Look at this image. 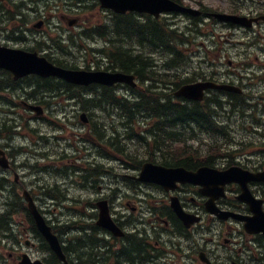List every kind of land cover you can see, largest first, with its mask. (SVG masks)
<instances>
[{
    "label": "flooded vegetation",
    "instance_id": "flooded-vegetation-1",
    "mask_svg": "<svg viewBox=\"0 0 264 264\" xmlns=\"http://www.w3.org/2000/svg\"><path fill=\"white\" fill-rule=\"evenodd\" d=\"M39 1L0 0V50L33 52L49 61L54 58L57 50L59 51L54 40L56 28L54 0H46L41 11H39ZM177 1L186 6L196 7L200 11L196 16L189 14L179 16L180 20L188 17V20L192 21L195 18L198 21L199 27L194 29L197 31L182 30V32L185 36L192 33L201 39L200 51L192 49L198 56L195 54L190 57L189 66L193 71L191 78L186 82L209 80L233 84L237 87L236 90L206 89L202 100L204 105L208 104L214 110V101H220L228 107L239 106L238 103L243 101L247 107L250 106L251 109L248 110L253 111L259 118L258 115L264 114V0H210L211 3L205 0ZM66 3L64 2V5L71 4L69 0ZM68 10L71 12L58 14L60 19L58 27L63 29L78 27L82 35L92 37L94 40L97 36L101 37L100 33L103 30L112 35L116 48L126 40L130 53H133L135 48V19L143 22L146 28L150 20L147 14L113 12L104 15L105 17L100 14L95 21H92L86 14L87 12L92 14L91 11L85 12L83 8L71 7H68ZM83 11L82 17L79 13ZM216 12L243 16L250 24L247 26L221 21L214 15ZM173 15L174 13H168L160 17L168 18ZM74 19L77 22L71 26ZM121 22L125 23L120 25ZM121 35H123L122 39ZM193 42L196 41L188 37L186 47ZM89 46L91 47L90 44ZM237 46L240 49H236ZM137 47L139 48V45ZM89 53L95 56V53ZM60 58H62L61 54ZM90 59L93 60L92 56ZM102 62L103 60L99 61V65ZM116 62L118 59L113 57L111 65H115ZM103 63L107 64V61ZM28 84L32 85V89L26 92L24 85ZM54 86L52 77L29 73L15 78L12 71L0 66V158L1 163L5 165H0L2 203L0 214L3 217V228L11 231L9 234L4 231L5 239H3L9 241L11 245L19 246L16 260L24 252L23 250L27 251L32 259L38 258L30 252V249L35 247L33 237L30 239L29 234L25 233L22 241V236L13 233L17 225V214L23 211L28 215L26 217L29 221L26 222L30 225L32 233L38 237L35 224L23 199L24 190L29 192L35 202L36 200L41 202L42 198L34 192L35 185L42 189V195L55 192V189H50L47 178L39 177L40 170L37 169L39 165L46 166V163L54 162L53 158L50 159V150H47V144L37 145L31 141L32 145L25 147L24 157L21 154L22 143L19 142V138L22 139L19 119L23 113L29 120L40 119L42 122L47 119L48 115L45 111L51 104L50 96H52L49 91ZM64 86L67 92L70 85L65 83ZM83 96L85 93H82ZM177 98L178 101L179 99L186 101L185 98ZM236 101L238 103L234 104ZM193 102L196 101L188 103ZM31 105L37 106L35 107L37 109L32 108ZM246 112L247 109L243 111ZM204 113L207 114L208 111ZM260 125H264V121H259L257 127ZM244 128L249 130L248 126ZM254 129L257 138L255 147L261 157L256 159L259 161L256 167L248 169L264 170V127ZM32 130L36 128L33 127ZM214 162L215 159L209 155L205 161H186L183 166L190 170H196L202 165L217 169H225L229 166ZM27 174H31L33 178L29 179ZM25 179L32 184L26 186ZM120 186L116 181L114 186L112 185L110 194L99 187V192H102L99 199L96 197L97 199L92 200L91 204L83 207L92 214L83 219L84 221L77 220L73 212L76 208L75 203L81 202V199L73 197L72 193L69 196L66 192L67 201L63 202V208L68 212L69 217L61 219L60 222L47 219L63 243L65 262L60 261L52 252L48 257H40V259L45 264H264V234L261 231L250 233L246 230L245 222L241 217H249L252 212L249 203L240 198L241 189L237 183L225 184L221 194L217 193L215 185H209L211 195L215 196L213 208L217 212L206 209L207 196L200 192V187L197 185L178 184L174 191H165L158 186L161 188L159 200H150L145 207L142 204L144 199L139 196L133 199L125 191L123 195L127 194V196L122 197ZM249 189L255 198L262 200L261 205L264 210V181L249 184ZM170 195H175L182 208L192 213V217H197V220L183 222L169 205ZM98 200L107 202L110 215L122 232L120 236L97 224L100 207ZM158 202L163 203L159 205ZM38 208L45 215V210L40 206ZM221 211L224 212L222 217L219 216ZM18 221L21 223L24 219ZM60 226H63V230L73 232L74 235L68 237L63 235L57 230ZM8 256L11 257L12 254L9 253Z\"/></svg>",
    "mask_w": 264,
    "mask_h": 264
},
{
    "label": "rangeland",
    "instance_id": "rangeland-1",
    "mask_svg": "<svg viewBox=\"0 0 264 264\" xmlns=\"http://www.w3.org/2000/svg\"><path fill=\"white\" fill-rule=\"evenodd\" d=\"M60 1H58L57 4L55 3V9L53 8V10H55V24L60 23L58 16L59 13L71 12L68 10V5H61ZM86 1L92 2V0ZM45 2L46 0H40L38 2L40 6L39 11L42 10ZM206 2L211 3L210 0H206ZM92 12V14H89L88 12L86 14L88 15L89 19L95 21L101 13L97 10ZM80 14L82 17L84 16V12L79 13V15ZM178 24L182 27L184 26L183 22H179ZM67 31H69L67 28H65L64 30L58 29V32L61 33L63 37H66ZM76 31H80V28L77 27L75 29H72L71 32ZM90 41L93 43H90ZM199 41L200 40L189 44L188 47H186V42H182L181 46H178V44L176 45V47L180 49L181 53L184 54L189 61L192 55H197V53L193 52L192 49H198V51H200L201 47L199 48ZM86 42H89L91 47L95 48L102 44V42L98 40H86ZM85 49L88 50L87 48ZM236 49H240V47L237 46ZM65 53L66 54L61 55V57L64 59V62H67L72 66L83 67L84 65L88 64L94 67V60L96 59H90L91 54L88 52V54L86 55L85 51L82 48H78L76 45H71V47L68 48ZM57 58H60L58 50L54 56V59ZM182 70L185 72L187 71V73L191 74L193 68L190 67L188 63V65L185 68H182ZM62 87L63 86H57L55 87V89L50 90V95H52L53 92L56 93ZM96 90L99 93L101 91L100 89ZM130 90L126 89L123 91V93H125L126 95L132 94L133 91L131 92ZM142 93H144V91H142ZM50 97L51 104L46 107V113L48 115L47 119L42 120V122H40V119L29 120L26 114H22L23 116L19 119V125L21 128L20 137L22 139L20 140L19 138V142L28 145H32L31 141H34L37 145L47 144V150H50V159L53 158L54 162L46 163V166L39 165L37 167V169L40 170L39 177L47 178V180L49 181L48 183H50L51 186L56 187L54 188L55 196H60L61 193L66 194L67 192L69 196L70 193H75L73 197H78V200L81 199V202L77 201L75 203L76 208L73 210L74 216L77 220L84 221L83 219L89 217L90 213H88V210L83 207L88 206L89 204H91L92 200H96L99 196H101L102 192H99V187L101 190H106V192L110 194V186H114L115 180L114 178H112V176L115 173L120 174L122 177H124V181H122V179L120 178V181H122V186H120L122 189V191L120 192L122 197L127 196V194L123 195L125 191L128 192V194L133 197V199L135 198V196H139L140 198L144 199L142 202L144 207L150 203V200H159V195L161 194L159 189L149 184L140 185L138 183H134V180L131 178V176L136 175L138 171L136 170L137 161L146 159L149 155L153 156L154 152L151 149L153 143L146 142V144L144 145L139 143L136 137H127L129 132L131 134H133L134 131L139 133V125H133L134 128L124 127V125L127 126V124L122 125L124 121L128 123L130 122L124 110L121 111L119 118L117 108L114 109L111 115L103 113L102 110L98 107H91L90 100H83L84 98L90 99V97L86 95L83 96L82 99V102L85 105L84 107L82 102H77L74 99L67 101V99L64 100L63 98H60L59 95ZM242 103L244 105V109H247L246 113H242L241 111H239L230 113L227 119H225V117L218 118V120L224 119L229 125L227 129L228 135L226 137L211 136L206 133H199V139L189 140L187 143L192 144L193 146H198L200 148H205L209 143L217 144L222 147L223 151L228 148L233 151L230 154H227V157L218 158L217 163H225L228 160V155H230L236 161L238 159L241 160L240 163L249 168H253L254 166H256L259 162L256 159L260 158L261 156L258 154V151L255 147L257 143L256 133L250 130L254 129L255 127L256 129H261L262 127H264V125H260L257 127L259 121H264V114L258 115L259 118H257L253 111L248 110V108H251L247 107L245 102L242 101ZM71 108H73L74 111ZM75 108L79 111H86L90 118L88 124H82L80 122L78 114L75 112ZM139 116L144 119V110L134 114V118L137 121L139 120V124H142L143 120H141ZM245 126H248L250 130H247L246 132V130L244 129ZM31 127H34V129L36 128V130L33 131ZM95 127H97V131H99L101 134L98 135L96 132H94L93 128ZM111 134L116 135L118 137V140L119 137H121L123 140L117 142L114 139L113 141H110L106 137ZM247 141H249V143ZM243 142H246V144H242ZM252 144L255 145L252 146ZM105 147L112 148L113 152L116 153V157L124 160V162L121 164L118 159L115 160L116 158H114V160L108 159L109 157L106 155L109 151ZM82 153L85 155L83 156ZM244 155L247 156L245 157ZM78 156H83V158H78ZM96 164L98 165V171H104L102 172V180L95 182L91 181V183L90 180H84L83 174L86 171V173H88L87 169H89V167H94ZM105 171H108L109 174H104ZM27 175L30 177L29 179L33 178L30 176L31 174ZM25 181L24 183L26 184V186L32 184L27 179H25ZM129 186H131V188H128ZM33 190L36 194L42 197L40 199L41 202L37 200L36 202L38 206L42 207L45 210V216L50 219V221L60 222V219L69 217L68 212L65 211L61 205H57L55 203V200L58 201L60 199L53 200L52 198H48V196H43L42 189L40 187L38 188L37 185H35ZM158 203L159 205H161L163 202ZM1 204L2 203L0 196V211L2 209ZM21 218L24 219V222L21 221L20 223V221L18 220H20ZM26 221L28 222L26 214L23 211L17 214V225L14 227L13 233L17 234L18 236H22V241L24 239L25 233H28V237L30 239L33 237L32 240L35 243V247H32L30 249V252L38 257H48L49 252H47L46 249L42 246L40 247L39 238L32 233L33 231L30 229V225ZM57 230H59L63 235H67V237L71 234L74 235L73 232L63 230L61 226L58 227ZM3 237L4 235H0V264L3 263V260H5L3 264H16V257L18 255L16 253L19 246L16 244L11 245V243H9V241L7 240H4L5 238L3 239ZM37 244L39 246H37ZM21 245L23 246V243H21ZM14 248H16V250ZM9 253L12 254L11 257L8 256Z\"/></svg>",
    "mask_w": 264,
    "mask_h": 264
},
{
    "label": "water",
    "instance_id": "water-1",
    "mask_svg": "<svg viewBox=\"0 0 264 264\" xmlns=\"http://www.w3.org/2000/svg\"><path fill=\"white\" fill-rule=\"evenodd\" d=\"M102 7L110 8L116 12L124 13L127 10H135L140 12H148L155 16H158L162 11H188L194 12L191 9H186L179 6L171 0H99ZM221 19H227L234 22L245 23L243 18L237 16H228L223 14L217 15ZM0 66L11 70L14 73V77L25 75L27 73H37L43 77L48 75H54L65 79L68 82L75 84L87 85L92 82L101 84H113L114 82H125L130 85H134L133 75L124 74L121 72H104V71H85V70H71L62 67H58L48 62L43 57H38L35 53L25 52L21 50H0ZM212 86L210 83H204L203 85H184L179 88L175 95H182L187 98L199 99L201 98V90L205 87ZM82 120H85L84 114L81 115ZM1 163V161H0ZM3 164V163H1ZM139 180L149 181L161 184L166 189L174 187L175 181L191 182L194 184H201L204 187L202 192L209 194L208 184L213 183L215 185H224L229 181H236L241 185L243 190L240 198L248 202L251 210L254 212L252 217H244L246 220V227L251 230L264 232V212L261 209V200H256L250 194L247 183L249 181L264 180L263 172L252 173L246 170H242L239 167H230L224 171H218L206 166L200 167L195 172L185 170L183 167H165L162 165H156L151 162H146L142 165L141 171L138 177ZM29 201V209L32 213L36 226L40 233L49 243L50 248L56 253V255L64 259L61 246L58 242L56 235L51 232V228L46 224L44 218L37 210L34 203L29 197H26ZM214 198V197H213ZM213 199L207 202L210 210V203ZM101 206L98 224L105 226L114 232H118V228L112 222L109 217L106 203L102 201L99 203ZM171 205L177 212V214L186 222L190 220V215L184 213L177 200L172 199ZM18 264H42L40 260L30 261L28 255L23 254Z\"/></svg>",
    "mask_w": 264,
    "mask_h": 264
},
{
    "label": "trees",
    "instance_id": "trees-1",
    "mask_svg": "<svg viewBox=\"0 0 264 264\" xmlns=\"http://www.w3.org/2000/svg\"><path fill=\"white\" fill-rule=\"evenodd\" d=\"M134 22V37L138 44L145 45L146 43H148L154 49L161 48L163 46L166 50L170 51L175 39L177 38L175 35V30L168 29L165 25V22H159L156 20H150L147 28L145 24L143 25L136 19ZM123 23L125 22H122V24ZM101 34L105 38L109 39V37L105 36V32L101 31ZM140 53L141 52H136L132 56V63V57L128 48H125L121 45L116 48V46L112 43L108 52V54H110L109 56L111 60L113 59V57L118 59V62H116L115 65H117L120 70H123L125 72H134L140 79H148L151 82L159 80L160 83L172 85H175L177 83V78L174 74H158L152 70L147 71V65L151 64V61H148L146 57H144V55ZM171 55H173L174 57L176 56L174 53H172ZM174 62L175 59L172 58L168 62V67H172L175 64ZM152 88H155L153 87V84L151 85L150 89L146 90V94H141L140 97H138V100L134 102H130L129 100H126L124 98H118V107L124 111L126 110L127 113H132V115L134 114V111L145 110L150 113L149 115H151V117L157 119V122L152 128L151 133L152 136H154V141H156V135L162 140L160 142L162 143V146L160 145L157 148H159L160 150H165L167 151V153L171 154V158L166 156L170 160V163L184 164L191 158L198 159L199 154L193 151L190 147L188 148V146L180 149L170 146L173 144V142L180 141V139L178 138V132L175 131L177 127H179L180 125L184 126L185 124L192 121H206L205 118L203 121H201L203 119L202 117L197 118L193 114L194 111L198 108L197 105L191 107L187 105L179 106L175 102H172L170 98H167L165 101H161L160 95L162 94V92L160 90ZM107 98L108 102L112 100L110 96H105V92H103L102 98H97L99 100H96L99 103H103L105 102V100H107ZM93 99H95V97ZM197 114L204 117V115L201 113ZM155 132H157L156 135ZM176 159H179L180 161H177Z\"/></svg>",
    "mask_w": 264,
    "mask_h": 264
},
{
    "label": "bare ground",
    "instance_id": "bare-ground-1",
    "mask_svg": "<svg viewBox=\"0 0 264 264\" xmlns=\"http://www.w3.org/2000/svg\"><path fill=\"white\" fill-rule=\"evenodd\" d=\"M122 24V22L120 23V25ZM193 63V62H192ZM9 85V84H8ZM75 97H71V99H74ZM245 98V97H244ZM138 100V98H134L133 100H131L130 102H134V101H137ZM140 100V99H139ZM250 101V100H249ZM145 102V101H144ZM246 104V103H245ZM250 107V106H249ZM153 109V108H152ZM100 112V111H99ZM125 112H127L126 110H125ZM135 112V111H134ZM158 113V112H157ZM183 114V113H182ZM259 114V113H258ZM174 115V114H173ZM192 117H193V114H192ZM13 128V127H12ZM17 128V127H16ZM8 130V129H7ZM7 132V131H6ZM11 134V133H10ZM5 135H7V134H5ZM127 137L128 138H133L134 136H133V134H131L130 132L128 133V135H127ZM78 158H83V156H78ZM138 251V250H137Z\"/></svg>",
    "mask_w": 264,
    "mask_h": 264
}]
</instances>
